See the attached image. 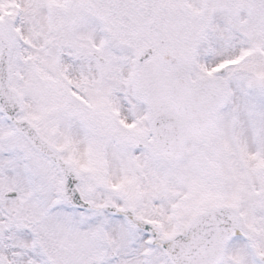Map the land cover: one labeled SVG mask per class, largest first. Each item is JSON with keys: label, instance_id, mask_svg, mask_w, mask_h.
I'll list each match as a JSON object with an SVG mask.
<instances>
[{"label": "snow or ice", "instance_id": "obj_1", "mask_svg": "<svg viewBox=\"0 0 264 264\" xmlns=\"http://www.w3.org/2000/svg\"><path fill=\"white\" fill-rule=\"evenodd\" d=\"M0 264H264V0H0Z\"/></svg>", "mask_w": 264, "mask_h": 264}]
</instances>
